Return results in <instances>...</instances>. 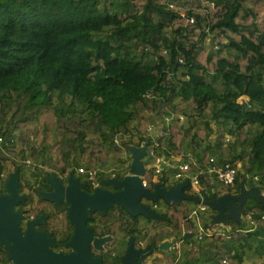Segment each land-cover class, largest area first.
<instances>
[{
    "label": "trees",
    "instance_id": "16d2710c",
    "mask_svg": "<svg viewBox=\"0 0 264 264\" xmlns=\"http://www.w3.org/2000/svg\"><path fill=\"white\" fill-rule=\"evenodd\" d=\"M168 115L176 117L166 125ZM159 118L161 131L151 136ZM0 137L7 142L0 189L7 162L24 168L32 160L39 179L23 181V213L44 217L34 229L55 241L56 252H69L73 225L65 201L39 195L52 190L46 176L73 172L91 192L104 176L127 173V145L153 146L173 167L164 171L166 186L187 180V195H199L190 178L171 175L188 152L185 173L196 174L209 197L237 195L249 180L264 190V0H0ZM225 163H240L233 186L208 172ZM79 167L96 169L94 182ZM143 178L149 190L160 180L150 169ZM155 204L152 222L117 204L89 211L90 234L109 238L100 250L90 244V254L122 264L135 237L152 252L149 264H242L246 253L264 255L263 199L246 196L240 217L201 240L189 217L196 202ZM214 213L202 217L204 228ZM171 237L179 247L157 248ZM0 264H15L4 246Z\"/></svg>",
    "mask_w": 264,
    "mask_h": 264
},
{
    "label": "water",
    "instance_id": "95a60500",
    "mask_svg": "<svg viewBox=\"0 0 264 264\" xmlns=\"http://www.w3.org/2000/svg\"><path fill=\"white\" fill-rule=\"evenodd\" d=\"M129 153V165L125 175L120 177H112L110 179L100 180V184L110 185L116 188L117 191L110 192L99 187H94L91 192L84 190L85 182H80L79 177H75L73 172H70L66 178V199L68 204L67 216L70 223L73 225V232L65 246L69 248L68 253L56 252L52 250L50 244L55 246V241L50 238L45 232L34 236L32 234L31 223L36 224V220L29 222L28 228L23 233L20 232L16 222L13 223L11 213L7 211V206L13 207L16 202L17 192L15 188L10 187L8 195L0 196V247L4 246L8 252L9 259L15 264H100L99 257H93L89 252V245L92 244L96 249H102L101 243L109 240L108 237L98 238L90 234L89 227L86 225V220L89 211H98L104 214L106 209L112 207L114 204L120 205L131 216L143 215L146 218L159 219V215L149 207L147 204L141 202L142 199L156 203L163 200L166 203L178 204L180 200L187 199L196 203H203L212 207L217 211L214 216L212 225L220 223L224 217L220 209L227 205L225 202L229 201L233 204L237 202L239 206L235 216L234 213H227L223 220L229 218H237L241 213V205L246 196H253L257 199H263L264 196L260 194L259 189L251 186V181H248L246 187L241 183L240 190L237 195H223L218 198L209 197L207 192L202 189L199 195H187L183 192V188L188 185V181L184 180L175 184L174 186H166L167 178L164 171L167 168H173L165 162V157L162 156L159 168H161L160 180L155 183L152 190L143 186L142 180L147 172V163L150 161V156L147 152V142L141 145H127ZM16 174V173H15ZM46 179L52 186V191L57 189V193L62 194L64 186L57 176H46ZM9 185V181H8ZM15 185V183H14ZM246 190V192H245ZM51 191V192H52ZM43 194V195H42ZM42 197L54 200L56 192L42 193ZM55 195V196H54ZM24 198V196H23ZM59 202V201H56ZM4 238L13 242V246L7 244ZM175 245V237L166 238L160 241L158 249L161 251H171ZM103 247V245H102ZM147 250V249H144ZM140 250L133 248L131 238H129V245L127 251L122 257V264H136L135 258L141 256ZM147 251L146 253H149ZM139 253V254H138ZM143 257V256H141ZM142 259V258H141Z\"/></svg>",
    "mask_w": 264,
    "mask_h": 264
},
{
    "label": "rangeland",
    "instance_id": "374dc122",
    "mask_svg": "<svg viewBox=\"0 0 264 264\" xmlns=\"http://www.w3.org/2000/svg\"><path fill=\"white\" fill-rule=\"evenodd\" d=\"M207 45H208V43H207ZM241 99V98H240ZM239 99V101H241ZM187 114H193V115H196L197 117H198V113L196 112V110H193V109H189V108H187ZM205 112L206 113H208L209 112V108H207L206 110H205ZM179 115H181V114H179ZM175 115H172V118H171V120L174 118L175 119ZM162 120H163V117L161 118ZM161 119L159 118L155 123H154V126H151L150 127V134H151V136H154V135H156V134H159L160 133V124H161ZM180 121H185L184 120V118L183 119H180ZM15 135H18V131H16V133H15ZM227 137H230V136H227ZM126 138H128V136L126 137ZM153 138V137H152ZM230 141H232V138H231V140ZM31 161V162H30ZM30 161H29V164L27 165V167H24L23 168V170L21 171V173L23 174V181H25V180H29L31 183H36L37 181H38V179H39V174H38V171L34 168V163L32 162V160L30 159ZM28 162V161H27ZM16 163V162H15ZM238 164V168L240 167V163H237ZM109 165V164H108ZM151 165V162H148L147 163V167L148 168H150L149 166ZM13 166V164H11V163H9V162H7L6 163V169L7 170H9V169H11V167ZM184 175H187V173H184ZM171 178H173V176L171 175ZM175 179V178H174ZM59 180H61V178L59 177ZM176 180V179H175ZM62 182V181H61ZM63 184V183H62ZM96 184H97V182H96ZM94 186H95V184H94ZM257 189H259L257 186H255ZM260 190V189H259ZM263 190V189H262ZM260 191V194L261 195H263L264 196V190L263 191ZM56 191V193H57V189L55 190ZM245 192H246V190H245ZM226 203V205H227V208H226V206H224L223 208H221L220 209V212H221V214H223L224 216H222V217H224V218H226L225 217V214L227 213V209H228V211L229 212H233L234 214L232 215V216H235V213L238 211V209H239V206L237 205V202H234L233 204L230 202V200L229 201H227V202H225ZM189 205H194V203H190ZM214 209L213 208H207V210H206V212H203L202 214H199V219H200V223L199 224H201V221H202V217H203V219H206V218H208V217H210L211 216V214H212V211H213ZM7 211L8 212H10L11 213V216H12V220H13V223H15L16 222V220H17V218L20 216V213L19 212H17V211H15L14 210V208L10 205H8L7 206ZM216 213H217V211L215 210V213H214V216L216 215ZM238 217H240V214L238 215ZM141 218V220L139 221V223L140 224H147V226H150V224H151V222L153 221V218H152V220H151V222L149 221V220H147V219H144L143 217H140ZM223 218V219H224ZM222 219V221L220 222V223H217V224H214L213 225V227H211L212 226V223H210V225L207 227V228H204L203 227V233L205 234H211L212 233V231H223L224 229H226L225 227H226V220L224 221ZM195 224H196V226H197V222H195ZM202 225V224H201ZM214 227H216V228H214ZM151 230H154V229H151ZM203 234V235H204ZM6 241V240H5ZM131 241H132V239H131ZM6 242H8V241H6ZM8 244V243H7ZM104 243H101V248H103L102 247V245H103ZM143 245H144V241H143ZM175 247H179V243H178V241L175 243V245H174ZM136 250H140L141 252H140V254H141V256H143V257H141L142 258V260L144 261V264H149V260L151 259V257H149L148 256V253H146L148 250H144V249H137V248H135ZM139 254V253H138ZM154 255L155 254H157L156 252L155 253H153ZM152 254V255H153ZM260 254H258V253H256V252H249V253H246L245 255H244V257H243V259H242V264H264V255L263 254H261L260 256H259ZM148 256V257H147ZM201 264H206L205 262H201Z\"/></svg>",
    "mask_w": 264,
    "mask_h": 264
},
{
    "label": "built area",
    "instance_id": "2783aa9c",
    "mask_svg": "<svg viewBox=\"0 0 264 264\" xmlns=\"http://www.w3.org/2000/svg\"><path fill=\"white\" fill-rule=\"evenodd\" d=\"M172 115H168V116H163V121L165 122L166 125H168L171 121ZM184 116L183 115H178V119H183ZM4 142V144L6 145L7 142L4 141V139L2 137H0V143ZM156 145V143H155ZM148 155L150 156V161H151V167L148 169H151L153 175H161L162 171L161 168H159V163L161 160V157H156L154 150H153V146L152 147H148L147 149ZM187 156V160H183L179 165H178V171L174 174V178L175 179H183V177H185L184 173L188 170V163L191 161L193 162L192 159V155L190 152H188L186 154ZM189 160V161H188ZM212 161V159H211ZM238 164L236 165H231L230 163H225L222 166H216L215 164H212V166L208 169L209 173H214L216 175L217 180L223 184V185H228V186H233V183L235 181V175H236V169H237ZM78 173L81 174H85L86 178L91 181L94 182L95 177L97 175V170L90 168H84V167H79L77 169ZM190 184L192 186V188L196 191V193L199 194V185H198V179H197V175H191L190 177ZM142 184L143 186H146V181L142 180ZM155 207V206H154ZM209 206L206 204H203L201 202L197 203V206L194 208H191L190 210V214L189 217L194 219L195 222H197V232L195 234V237L198 240L202 239L203 236V226L200 223V219H199V214L200 212H204L207 210ZM199 222V223H198ZM179 243V242H178Z\"/></svg>",
    "mask_w": 264,
    "mask_h": 264
},
{
    "label": "flooded vegetation",
    "instance_id": "af4514ba",
    "mask_svg": "<svg viewBox=\"0 0 264 264\" xmlns=\"http://www.w3.org/2000/svg\"><path fill=\"white\" fill-rule=\"evenodd\" d=\"M9 163L13 164V166L9 170L6 169V171L2 174V176L4 177V184H3L4 188H3V191H2V189H0V196L8 195L11 192L10 187L15 188V190L17 192V195H16L17 200L14 203L13 208L15 211L20 213V218L17 221V225L19 227L20 232L23 233V231L25 230V226L27 224V219L25 218V215L23 213V204H22L23 203V174L21 173V171L23 170V166L19 165L20 163H18V162L15 163V162L9 161ZM8 181H9V185H8ZM14 183H15V185H14ZM25 190L26 189H24V192H25ZM51 191H48L45 193H49ZM61 201H63V200H60L59 202H61ZM150 204L152 205V208L157 207L156 204L153 202H150ZM31 219H33V218H31ZM34 219H37V221H38L37 223H42L44 221L43 216H40V217H37ZM34 228L36 229L35 226H34ZM130 238L132 239L133 248L146 249V246H145V244L143 245V242L139 241L138 242L139 245H138V243L136 244L135 237L134 238L130 237ZM127 241H128V245H129V239ZM7 243L9 244V242H7ZM148 251H150V250H148ZM151 253L150 252L148 253L149 257L151 256ZM137 257H138V259L140 258L139 260H142L140 256H137ZM143 264H144V261H143Z\"/></svg>",
    "mask_w": 264,
    "mask_h": 264
},
{
    "label": "crops",
    "instance_id": "0c3cea01",
    "mask_svg": "<svg viewBox=\"0 0 264 264\" xmlns=\"http://www.w3.org/2000/svg\"><path fill=\"white\" fill-rule=\"evenodd\" d=\"M147 149H148V147H147ZM165 160V159H164ZM149 162H151V161H149ZM165 162H167V160H165ZM167 164H169L170 165V163H168L167 162ZM179 165V164H178ZM152 165H150L149 167H151ZM177 168H178V166H177ZM147 169H148V167H147ZM151 170V169H150ZM75 177H77V175H75V174H73ZM116 175H114V174H109V175H106V176H104L103 178H101L100 180H105V179H110V178H112V177H115ZM161 176V175H160ZM186 177H190L191 175H189V174H187V175H185ZM58 177V176H57ZM118 177V176H117ZM155 177H157V175L155 174V175H153V179H155ZM59 178V177H58ZM66 178L67 177H65V178H63V179H61V181H62V183H63V186L66 184ZM174 178V177H173ZM100 180L97 182V184H95V186L94 187H99V188H101V189H104V190H107V191H110V192H115V191H117V189L116 188H112L110 185H105V184H100ZM144 180V179H143ZM173 180H175V179H173ZM81 183H82V181H80ZM180 182H182V181H180ZM93 187V188H94ZM54 192V194H55V190H53L52 192H50V193H53ZM42 193H45V192H42ZM199 194H200V190H199ZM43 195V194H42ZM194 195H197V194H194ZM55 196V195H54ZM42 197V196H41ZM54 199L56 200V201H60V200H63V201H65V199H66V187L64 186V190L62 191V194H60V193H56V196L54 197ZM145 201V199H142L141 200V202H143L144 204H147V201L148 200H146V203L144 202ZM149 202V201H148ZM197 206V205H196ZM19 218H20V216H19ZM18 218V219H19ZM33 220H36L37 221V219H30V220H27V224H26V226H25V230L24 231H26L27 230V228H28V224H29V222H31V221H33ZM25 222V221H24ZM38 222V221H37ZM36 222V223H37ZM31 229H32V234L34 235V236H36V234H38V233H40V232H38V231H36L35 229H34V223H31ZM53 244H50V247L52 248V247H54V246H52Z\"/></svg>",
    "mask_w": 264,
    "mask_h": 264
},
{
    "label": "bare ground",
    "instance_id": "6f19581e",
    "mask_svg": "<svg viewBox=\"0 0 264 264\" xmlns=\"http://www.w3.org/2000/svg\"><path fill=\"white\" fill-rule=\"evenodd\" d=\"M4 240H6V241H8V242H9V244H8V245H10V246H13V242H12V241H10V240H8V239H6V238H4Z\"/></svg>",
    "mask_w": 264,
    "mask_h": 264
}]
</instances>
